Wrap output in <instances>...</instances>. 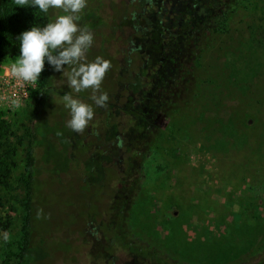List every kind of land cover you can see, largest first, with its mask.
I'll return each mask as SVG.
<instances>
[{
  "label": "rangeland",
  "instance_id": "374dc122",
  "mask_svg": "<svg viewBox=\"0 0 264 264\" xmlns=\"http://www.w3.org/2000/svg\"><path fill=\"white\" fill-rule=\"evenodd\" d=\"M87 3L95 6L97 23L108 21L107 25L120 27L109 43L101 40L109 32L106 26L94 30L103 36L93 34L87 61L97 56L106 59V52L112 55V59L108 57L111 67L96 94L115 88L117 78L119 86L128 81L133 84L128 76L113 73L122 69L133 78L138 71L136 52L124 43L132 34L124 16L139 11L136 0H87ZM49 10L54 13L53 8ZM90 20L96 23V18ZM233 29L218 36L214 47L204 50L195 61L188 59L187 46L173 44L181 48L177 56L183 55L181 61L191 63L190 69L184 81L177 78L178 81L171 82L174 76L167 80L164 74L159 77L163 80L161 92L166 89L167 100L173 99L176 105L161 107L162 113L154 116V127L145 139L150 151L136 145L141 153L148 154L139 173L137 169V173L127 174L125 162L127 159L130 162L128 152L138 133L132 128L136 118L130 113L147 111L152 117L155 110L143 107L145 101L139 99L148 96L142 91L146 86L133 90L126 84L111 91L116 94V101L108 115L116 123L117 134L110 137L112 128L106 129L100 122L108 121L107 111L90 98L93 90L75 93L70 88L74 98L94 109L88 127L76 133L66 126L70 110L65 107L63 96L57 94L45 101L35 120L31 119L28 112L34 84L12 75V65L17 59L0 63V120L7 128L14 162L8 185L0 188V221L5 224L0 231V264L11 263L22 244L25 166L32 136L38 145L34 147V176L30 185L26 264H155L121 250L114 240L112 244L109 242L116 212L124 206L117 194L120 179H128L132 184L134 202L131 203L132 198L124 199L126 208L135 213L147 209L140 199L141 187H145V193L148 191L158 207L160 201L165 206L166 200H178L177 207L160 208V218L171 222L179 216L182 223L170 225L175 237L177 233L185 241L202 244L199 248L203 245L211 248L204 255L201 253L204 249L196 251L200 256L194 261L173 257L174 264H259L264 259V41L260 44L253 41L247 28L237 37L238 30ZM132 40L139 41L135 36ZM72 67L65 65L64 72L54 73L56 88L69 87ZM141 70L146 72L145 67ZM155 80L159 82L156 75ZM164 81L176 85L175 96L170 97V87ZM140 83H146L145 77L140 76ZM15 101H19V106ZM234 113L242 114L239 124L228 122ZM164 127L169 134L173 133L175 142L170 143L165 136L166 140L160 138ZM58 132L62 135H57ZM175 145L178 151L173 153ZM132 159L136 168L138 159ZM164 175L167 179L162 183ZM40 209L43 215L38 219ZM127 223L137 243L171 254L164 247L169 232L158 231L157 223H151L149 230L141 234ZM5 233L10 236L8 241L4 239ZM224 252L229 253L223 255Z\"/></svg>",
  "mask_w": 264,
  "mask_h": 264
},
{
  "label": "trees",
  "instance_id": "16d2710c",
  "mask_svg": "<svg viewBox=\"0 0 264 264\" xmlns=\"http://www.w3.org/2000/svg\"><path fill=\"white\" fill-rule=\"evenodd\" d=\"M29 4H31V0H29ZM144 4L145 0H136V6L139 11L135 13L131 12L127 17L123 15L128 21L126 26H130L132 29V34L124 39V43L129 45V50H134L136 52V57L139 59L138 71L133 78L131 77L132 75L124 74L122 69L114 71L113 73L115 76H128L133 82V84L130 81L124 82L119 86L118 83H120V81L117 78L116 81L114 80V82L117 83L115 88H113L115 91L120 90L122 86V88H124L126 84L131 86L133 90H137L136 88L141 87L140 85L146 86V90L142 91H146L148 96H143V98L139 99L145 101L143 107H148V109L151 110L155 109L152 117L147 111L138 112L137 114L134 112L130 113L136 118L135 123L132 124V128H135L138 133L136 139L132 140V148H130L128 152L130 162L129 159L125 162L127 174L132 171L137 173V169L139 173L141 170V162L148 155L141 153L139 147L136 145L148 147L147 152L150 151V145L145 142V139L146 135L154 127V116L162 113L160 111L161 107L174 108L176 105L173 99L170 98L169 101L167 100L166 96L168 91H166V89L161 92L160 84L163 80L159 79V77H161V74H164L167 80L169 77L174 76L171 82L178 81L177 78L184 81L185 74H187L190 69L189 64L191 63L186 65L181 61L183 55L180 57L177 56L179 52H181V48L173 46L174 43H181V47L187 46L188 59L191 58V60L195 61L199 56L203 55L204 50L214 47V41L218 36L228 34L233 28L236 31L238 30L237 37H240L241 32L247 28L249 32L252 33L251 39L253 41L257 44H260V41H264V0H148V3ZM152 7L154 9H152ZM94 9L95 6L90 7L89 4L86 5L79 13V26L81 28L87 27L89 30L93 31L98 26H106L109 29L106 35L103 36L100 32L97 33V31H94L93 34L105 37L104 39L103 37L101 38L102 42L109 43V41H113L115 37L114 34H116L115 31L120 27L116 28L113 24L107 25L108 21H105V23H97L99 17ZM61 14H64L61 9H54L53 14L50 13V10L44 13L32 6H18L15 4L14 0H0V63L18 58L20 54V40L17 37H19L23 31L29 30L32 26L43 27L47 23L54 21L56 17ZM91 17L96 18V23L90 20ZM110 21H112V19ZM163 21L168 24L166 31L163 33L166 35L165 42L161 40L157 41L158 37L155 35L156 32L152 34L153 29L158 30V26H160ZM153 24L154 27H152ZM107 35L111 36L107 38ZM133 36L139 39L137 42L140 44H137L136 40H132ZM145 39H147V41ZM217 47L220 48V46ZM153 52H155V54H153ZM106 53H108V55L105 54V58L107 60L109 59L108 57L112 59V55H110L109 52ZM167 61L170 62V66L168 65L169 67L166 66ZM141 67H145L146 72L142 73ZM54 73H56V71L53 66L45 61V68L30 92V96H32L33 100L28 115L31 116L33 120L41 113L45 101L49 99L51 95L57 94L63 96L67 92L73 94L70 87L58 89L54 86ZM153 74H155L159 80V82L155 80L157 87L154 86V88V83L152 82ZM140 76L145 77L146 83L139 84ZM122 77L119 78L122 79ZM164 83L166 86L169 85L170 87V97L175 96L174 90L177 88L176 85H170L168 81H164ZM113 89L105 92L108 95L109 103L105 105L106 108L103 106V109L107 111L106 115L108 121H100L104 124L106 129L112 128L113 134L111 135L108 133V137L117 134L116 123L113 122V120H109L110 115H108V111L112 106H115L114 102L116 101V94L111 92ZM170 103L172 106H169ZM176 109L177 108L173 109L174 112ZM241 117L242 114L234 113L232 117L228 119V122L231 124H239L242 122ZM6 129L3 120H0V188L8 185L7 179L14 166L12 159L13 148L8 141ZM164 136L165 138L168 137L170 143H173L172 141L175 142L173 133L171 132L169 134L167 127H164L160 133V138L162 140L165 139ZM67 144L68 143H66V145ZM37 145L38 142L32 136L27 150V161L25 166V225L22 235V244L13 258V261L3 264H26L28 260L27 255L29 254V250L27 246L31 202L30 185L31 179L34 176V147ZM63 150L65 151V148ZM176 151H178V146L175 145L173 153H176ZM162 152L164 153L165 151L162 149ZM132 158L138 159L136 168ZM136 178L139 179L140 177ZM164 179H167L165 175L160 182L163 183ZM126 180L128 179H120V187L117 189V194L121 197L124 206L122 205L123 207L116 212V218L113 222V234L109 241L111 244L114 240L120 245L121 250L136 254L142 259L155 264H174L172 262L173 257L179 260L194 261L200 256L196 251L204 249L205 251L201 252L202 255L209 252L208 250L211 249L210 247L207 248V246L203 245L199 248L198 246L202 244H193L185 241L179 238L177 233L176 235L178 238L175 237L173 230H170V228L171 226L176 227L182 223L179 216L172 218L173 220L171 222L166 221L165 218H160V208H165L167 206L177 207V205L180 204L178 200L171 201L165 198L166 201L164 203L167 205H162V201H160L158 207L148 191L145 193V187H141L142 190L140 193L142 196L140 199L147 205V209H142L140 212L135 213L132 208H130L131 211L129 208H126L124 199L132 198L131 203L134 202L131 190L132 184L128 183ZM130 190L131 192H129ZM128 221L134 228H137V234L149 230L150 224L153 222L157 223L158 229H160L158 231L161 233L165 231L169 232V234L165 236L166 243L164 247H167L171 254H168L169 251L166 250L162 251V253L160 250H156L151 246L137 243L132 236L131 230H129ZM2 229H5V224L3 221H0V231H3ZM228 253L229 252H224L223 255H227ZM258 262L259 264H264V259H260Z\"/></svg>",
  "mask_w": 264,
  "mask_h": 264
},
{
  "label": "clouds",
  "instance_id": "9594fccd",
  "mask_svg": "<svg viewBox=\"0 0 264 264\" xmlns=\"http://www.w3.org/2000/svg\"><path fill=\"white\" fill-rule=\"evenodd\" d=\"M18 6H32L47 13L50 8L61 9L64 14L58 15L52 22L43 27L32 26L23 31L19 37L20 54L12 65V75L29 84H35L45 68V61L53 66L55 71L65 70V65H72L68 86L75 92L92 89L90 97L97 106H105L107 93L99 92L102 81L111 67V62L97 56L93 61H87L86 53L93 43V33L78 24L79 13L86 7L87 0H14ZM65 107L70 110V119L66 126L76 133H82L94 117V109L71 93L63 95ZM19 106V101L14 102ZM57 135H62L58 132ZM43 210L37 211L41 218ZM9 234L4 239L8 241Z\"/></svg>",
  "mask_w": 264,
  "mask_h": 264
},
{
  "label": "flooded vegetation",
  "instance_id": "af4514ba",
  "mask_svg": "<svg viewBox=\"0 0 264 264\" xmlns=\"http://www.w3.org/2000/svg\"><path fill=\"white\" fill-rule=\"evenodd\" d=\"M162 24L160 26H158V30L153 29L152 34H154L156 32V36L158 37V40H161L162 42L166 41V35H164L163 33L166 31V27L168 24H166L165 21L161 22ZM152 27H154V24L152 25ZM153 54H155V52H153ZM152 82L154 83V86H156V82H155V74L152 75Z\"/></svg>",
  "mask_w": 264,
  "mask_h": 264
}]
</instances>
